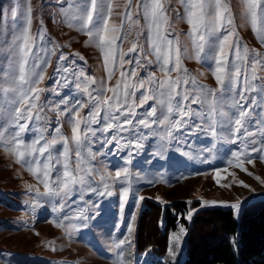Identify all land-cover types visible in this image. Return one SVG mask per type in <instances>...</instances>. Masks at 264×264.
Wrapping results in <instances>:
<instances>
[{"label": "rangeland", "instance_id": "374dc122", "mask_svg": "<svg viewBox=\"0 0 264 264\" xmlns=\"http://www.w3.org/2000/svg\"><path fill=\"white\" fill-rule=\"evenodd\" d=\"M160 2L165 10L164 15L168 18L167 22L161 25L162 31L168 39L173 40L174 46L179 47L181 69L187 71V78L196 79L198 84L207 89H218L219 85L212 74L214 61L207 59L204 54H201L200 59L196 58L190 36L191 26L187 23V13L181 0H160ZM223 2L230 6L233 25L222 30L221 35L228 34V31L234 28L233 43L239 39L241 50L243 51L245 46L249 49V57L259 55L264 59V45L260 44L256 34L251 30L250 20L245 21L244 0H223ZM15 3L16 0H0V12L10 11ZM66 3L68 0H27L22 8L25 13L27 7L32 8V25L29 34L37 43L46 42L47 47L54 49L56 53L47 57L50 59V64L44 73L45 80L37 86L44 89L40 94V100L37 101L38 106H44L40 113L41 119L29 122V127L34 131L25 132L22 134V139L25 143H30L40 134L41 129H44L45 137L50 140L56 135L54 128L60 126L61 134L69 138L70 166L74 168L76 145L71 141L72 125L69 120L75 114L76 101L83 99L86 104L84 108L79 109L81 118L87 116L91 105L87 104L88 97L82 89L75 87V79L71 77V71L78 72L82 68L87 76L97 81V84L103 82L105 88L115 87L117 81L121 80V73H128L124 83H135L138 78H144L148 73H155L161 79L165 78V74L159 70L155 55L150 48L148 26L144 20L143 10L139 6L141 0H105L104 11L109 24L108 34L112 36L118 33L121 37L117 40V61L114 63L110 59L107 65L103 60L102 50L97 46V39H90L74 22L69 26L71 12L67 7H63ZM129 14L131 19L127 18ZM113 28L117 33L112 31ZM41 31L44 32V41L40 40ZM4 39L0 37V42ZM215 39L211 37L210 41ZM133 44L137 45V49L130 52ZM121 52L125 54L123 59L131 60V64L124 63L122 66L119 64ZM61 54L68 57L66 61L60 62V66L70 68V82L67 84L57 83L61 81L63 75L56 71L58 57ZM80 56L84 59L80 60ZM229 58L231 59V56ZM136 60H139L143 66L138 67ZM147 60H151L152 63L148 64ZM4 63L6 67V61ZM171 66L170 64L169 67ZM133 68L137 71L138 77L130 76ZM109 72L113 73L111 78L108 76ZM178 74L184 73L173 71L170 76L175 78ZM257 75L264 77V69H258ZM91 87L94 88L96 85ZM111 95V92H105V97ZM138 100L139 93H137ZM153 103L154 101H150L144 107L147 108ZM0 104H3V101H0ZM6 107L7 105L0 107V113H4L0 131L5 137V142L0 143V264L183 262L187 239V228L184 225L168 232L169 248L165 254L156 253L152 249L136 252L137 220L140 213L147 208V199L164 204L172 200L194 202L188 218L201 207L214 206L231 208L236 218H240L246 204L264 198V161L255 159L253 164H248L243 157L241 160H235L231 152L236 151L237 146L222 132L212 136L210 132L194 130L192 134L180 137L181 143L177 145L175 141L169 142L166 126L163 125L159 128L153 125L150 129H143V132L149 133L141 141L143 146L139 149H126L134 153L130 163H126L129 157L124 156L123 152L103 143L104 138L113 134V130H109L108 133L97 132L94 137L90 135L83 143L82 154L86 157L85 166L97 170L91 176V180L94 181L92 187L99 185L102 191L103 183H107L113 191L111 197H101L90 192L88 188L83 189V203L77 199L74 191L67 196L63 192L58 196L51 193L44 196L42 170L34 175L24 162V159H28L27 156L17 162L18 152L24 149L12 151L15 145L7 143L10 139L7 134L15 131V125L8 121ZM193 107L197 106L193 105ZM64 109L73 110L65 114ZM38 110L39 107L33 109L34 116ZM157 115L159 116V110ZM102 117L103 111H101L100 123L92 125L94 129L104 125ZM139 118L138 116L137 119ZM83 129L82 123L81 133ZM123 135L125 140L129 138L128 134ZM173 135L179 136V130L173 131ZM184 141H187L186 146ZM54 148L62 151V142L57 143ZM56 154L54 152V155ZM229 160H232L231 164L228 163ZM240 162H243L247 172L235 167L236 163ZM125 167L129 172L127 177L123 174ZM217 170H220L221 175L225 177L219 183L215 179ZM116 171H121V177L115 176ZM102 176L103 181H101ZM241 182L248 187L241 186ZM122 186L129 188L124 213L119 212ZM49 188L52 191H60L52 177H49ZM37 192L40 195H37ZM139 197L145 199L140 200ZM73 199H76L75 206L71 204ZM94 201L98 202V207H101L102 216H98L95 222L89 220L88 227H81L82 221L78 219L81 210L84 213L95 211L92 208ZM238 202L241 204L239 214L231 207ZM60 204H65L66 208L61 209ZM68 208H72L73 211H68ZM130 213L136 216L135 220H131ZM129 226L131 233L128 232ZM197 229L204 235L199 244L203 246L214 242L210 229L205 226L201 228L198 223L195 233ZM195 238L196 234L194 241ZM120 239L130 241V246L128 243L122 246V255H118L121 249L115 247Z\"/></svg>", "mask_w": 264, "mask_h": 264}, {"label": "snow or ice", "instance_id": "6c2138e0", "mask_svg": "<svg viewBox=\"0 0 264 264\" xmlns=\"http://www.w3.org/2000/svg\"><path fill=\"white\" fill-rule=\"evenodd\" d=\"M26 3L27 0H16L15 6L10 11L0 12V37L5 38L0 42V57H2L0 101H3L0 107L7 105L5 111L8 121L15 125V131L7 134L10 137L7 143L15 145L12 151L24 149L18 152L17 162L27 156L28 159H24V162L29 170L33 171L34 175L39 170L43 172L44 196L50 193L58 196L61 192L67 196L74 191L77 199L83 203L84 188L101 197L113 195L107 183H103L102 191L99 185L92 187L94 181L91 180V176L97 170L85 166L86 157L82 154V145L90 135L94 137L97 132L108 133L109 130H113V134L104 138L103 143L108 144L110 148L116 147L117 151L128 156L129 160L126 163L131 162V156L134 154L126 149L141 148L143 146L141 141L149 135L143 132V129H150L153 125L157 128L161 125L166 126L169 142L175 141L177 145L181 143L180 137L190 135L194 130L210 132L212 136L222 132L237 146L236 151L231 152L235 160H241L243 157L248 164H253L255 159L264 161V77L257 75L258 69H264V59L259 55L249 57V49L245 46L242 51L239 39L233 43L234 28L228 31V34L221 35L222 30L233 25L230 6L223 0H181L187 13V23L191 26L190 36L196 58L200 59L201 54H204L207 59L214 61L212 74L219 85L218 89H207L198 84L196 79L187 78V71L180 67L179 47L174 46L173 40L168 39L162 31L161 25L168 19L164 15L163 5L160 0H141L139 6L143 10L144 20L148 26L150 48L165 78L161 79L155 73H148L146 77L138 78L135 83H124L128 73H121V80L117 81L115 87L105 88L103 82L97 84V81L87 76L82 68L78 72L71 71V77L75 79V87L82 89L88 97L87 104L91 105L87 116L81 118L79 109L84 108L86 104L83 99L76 101L75 114L69 120L72 125L71 141L76 145L75 167L70 166L69 138L61 134L60 126L54 128L56 135L50 140L45 137L44 129H41L35 139L25 143L22 134L34 131L29 127V122L39 121L40 113L44 108L43 105L37 104L44 89L37 86L45 80L44 73L50 64V59L47 57L56 54L54 49L47 47L46 42L37 43L29 34L32 25V8L27 7L26 13L22 11ZM104 3L105 0H68L63 7H67L71 12L69 26L74 22L90 39H97V46L102 50L103 60L107 65L110 59L114 63L117 61V40L121 37L115 28L112 31L117 34L109 36ZM244 4L246 5L245 21L250 20L251 30L256 34L260 44L264 45V0H244ZM108 13H111L110 4ZM127 18L131 19V14ZM211 37L216 39L210 41ZM40 40H45L43 31L40 33ZM136 49L137 45L133 44L129 51L133 52ZM124 55L120 53L121 66L124 63H132L131 60L125 61ZM67 59L68 57L63 54L58 57L56 71L63 75L61 81L57 83L70 82V68L60 66V62ZM79 59L84 58L80 56ZM147 63L151 64L152 61L147 60ZM136 65L143 66L139 60H136ZM173 71L184 74L172 78L170 73ZM112 74V72L108 73L109 78ZM130 76L138 77L135 68L131 70ZM92 85L96 87L92 88ZM105 92H111L112 95L105 97ZM137 93H139L138 101ZM150 101L154 103L147 108L144 107ZM193 105L197 107L194 108ZM38 107L39 110L34 116L33 109ZM138 109L142 111L138 112ZM72 110L64 109V112L67 114ZM101 111L105 123L101 128L94 129L92 125L100 123ZM3 121L4 113H0V123ZM82 123L84 129L81 133ZM175 130H179V136L173 135ZM123 134H128L129 138L125 140ZM3 142H5L4 133L0 131V143ZM61 142L62 151H57L54 146ZM184 143L186 146L187 141ZM54 152L57 154L54 155ZM121 158L123 159V156ZM228 163L231 164L232 160ZM33 165L37 167L33 168ZM235 167L247 172L243 162L236 163ZM123 174L125 177L129 175L127 167L124 168ZM121 175V171L115 172L117 178ZM49 177H52L60 191H52L49 188ZM224 178L220 170L215 172L217 183ZM241 186L248 187L243 182ZM128 194L129 188L122 186L120 213L125 211ZM37 195L40 193L37 192ZM139 199L144 200L145 197ZM71 204L75 206L76 199L71 200ZM231 207L239 214L241 210L239 202L232 204ZM60 208L65 209L66 205L60 204ZM92 208L95 211L84 213L81 210L78 217L82 221L81 227H88L89 220L95 222L98 216H102L98 202L94 201ZM68 211L73 209L68 208ZM130 216L131 220L136 219L134 214L130 213ZM128 232L131 233V226L128 227ZM125 243L130 246V241L126 242L124 239L116 243L115 247L121 249L118 255H122V246ZM120 264L123 262L121 261Z\"/></svg>", "mask_w": 264, "mask_h": 264}, {"label": "trees", "instance_id": "16d2710c", "mask_svg": "<svg viewBox=\"0 0 264 264\" xmlns=\"http://www.w3.org/2000/svg\"><path fill=\"white\" fill-rule=\"evenodd\" d=\"M146 204L137 220L136 252L152 249L165 254L169 248L168 232L184 225L185 259L168 264H264V198L246 204L240 218L231 208L214 206L197 209L189 219L194 202L184 200L164 204L147 199ZM197 223L210 229L213 243L199 244L204 235L199 229L194 232Z\"/></svg>", "mask_w": 264, "mask_h": 264}]
</instances>
